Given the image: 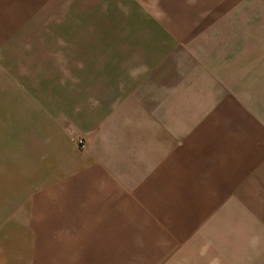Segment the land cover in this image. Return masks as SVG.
<instances>
[{
	"label": "crops",
	"instance_id": "1",
	"mask_svg": "<svg viewBox=\"0 0 264 264\" xmlns=\"http://www.w3.org/2000/svg\"><path fill=\"white\" fill-rule=\"evenodd\" d=\"M107 3L95 11L125 40H70L67 80L77 81L61 90L80 110L63 116L58 139L72 127L89 147L60 167L45 136L59 170H33L34 213L48 223L29 235L52 236L51 190L62 189L76 235L92 221L85 235L126 238L124 260L117 244L102 260L93 243L62 264H264V0Z\"/></svg>",
	"mask_w": 264,
	"mask_h": 264
},
{
	"label": "rangeland",
	"instance_id": "2",
	"mask_svg": "<svg viewBox=\"0 0 264 264\" xmlns=\"http://www.w3.org/2000/svg\"><path fill=\"white\" fill-rule=\"evenodd\" d=\"M100 2L108 5V0H0V264H62L64 258L76 260L79 246L90 250L93 243L106 251L102 260L103 256L107 259L108 247L117 244L114 255L124 260L125 254L120 252L124 235L87 236V224L92 221H85L84 236L70 230L77 221L59 204L62 201L55 199L61 198L62 189L51 190L52 202L56 201L59 208L49 222L52 236H31L35 231L28 229L30 223L42 224L41 228L48 223L40 220H45L42 212L34 213L38 190L32 186L39 174L33 170L50 165L52 176H58L59 165L53 166L50 152L44 153L45 136L58 141L54 152L60 155V167L70 152L76 154L75 147H89L87 136L72 127H65L70 141L58 139L67 119L63 116L74 109L67 107V94L61 90V83L72 88L77 81L76 75L67 80L70 72L65 57L75 46L70 40H125V34L121 39L110 37V13L95 11ZM121 27L125 28L124 23ZM69 95L76 114L80 110L76 107L78 94ZM79 138L85 139L84 148ZM78 215L82 216L80 211ZM166 231L171 235L174 229L168 227Z\"/></svg>",
	"mask_w": 264,
	"mask_h": 264
},
{
	"label": "built area",
	"instance_id": "3",
	"mask_svg": "<svg viewBox=\"0 0 264 264\" xmlns=\"http://www.w3.org/2000/svg\"><path fill=\"white\" fill-rule=\"evenodd\" d=\"M79 144L84 148L87 144L84 138H79L78 139Z\"/></svg>",
	"mask_w": 264,
	"mask_h": 264
}]
</instances>
